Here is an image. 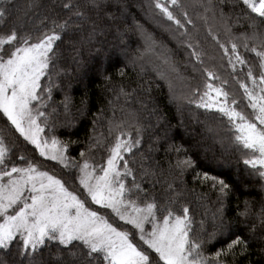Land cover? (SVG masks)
<instances>
[{
  "label": "trees",
  "instance_id": "16d2710c",
  "mask_svg": "<svg viewBox=\"0 0 264 264\" xmlns=\"http://www.w3.org/2000/svg\"><path fill=\"white\" fill-rule=\"evenodd\" d=\"M7 2L11 5L10 18L6 22L0 20V32L16 27L21 34L30 32L34 39L52 28L53 19L60 22L69 14L62 7L68 0ZM73 2L80 5L86 19L76 21L82 24L81 28L63 34L56 46L55 61L42 78L44 87L51 88L47 107L51 130L46 129L42 136L50 139L54 135L62 142H71L67 152L70 165L87 160L99 167L106 163L108 147L120 125L125 133L131 132L132 139L140 140L132 153L125 154V159L136 182L147 192V196L141 193L142 200L155 199L158 205L171 207L177 214L188 207L194 239L208 240L216 231V237L205 245V255L226 249L240 235L247 241V251L242 253L237 248L235 257L229 256L226 264H264V177L243 163L250 153L234 147L226 117L221 119L215 110L189 103L199 100V96H194L196 90L202 94L204 85L213 83L229 93L230 105L235 99L237 110L254 119L239 87L240 82L252 87L247 80V66L237 65L233 72L228 57L212 37L227 43L229 48V42L235 41L248 66L258 65L255 54L243 47L242 34L257 31L264 38V23L258 18L250 19L240 0H179L182 7L177 15L187 11L193 21L179 30L154 8L153 0H100L99 9L92 8L88 0ZM5 3L0 0V5ZM252 23L255 29L248 27ZM185 31L187 35L181 37ZM188 43L203 53V63L191 56L193 49L188 48ZM204 69L219 79L209 80ZM253 71L258 77L259 68ZM179 79L188 87L186 93L176 89L174 81ZM0 139L10 149L9 167H24L31 162L87 199L77 179L78 167L65 168L40 156L2 112ZM20 157L25 159L21 161ZM188 158L193 161L192 167H177L178 161ZM205 172L229 185L225 197L219 198L211 181L202 182ZM132 179L127 177L129 186ZM89 205L97 207L90 201ZM246 210L248 215H242ZM165 214L157 213L161 218ZM214 217L217 225L223 221V228L214 229ZM109 219L121 230L132 231L130 225L125 226L115 217ZM134 241L146 247L138 234ZM36 259L56 264L57 260L67 259V254L49 244ZM0 264L29 261L20 256L19 246L14 243L10 250H0Z\"/></svg>",
  "mask_w": 264,
  "mask_h": 264
},
{
  "label": "snow or ice",
  "instance_id": "6c2138e0",
  "mask_svg": "<svg viewBox=\"0 0 264 264\" xmlns=\"http://www.w3.org/2000/svg\"><path fill=\"white\" fill-rule=\"evenodd\" d=\"M88 3L95 9L101 7L100 0H88ZM240 3L250 19L255 21L258 18L264 23V0H240ZM153 4L167 21L177 26V30L193 24L187 11L177 15V10L182 7L179 0H153ZM10 7L7 0L0 5V20L6 22L10 18ZM62 7L68 16L60 22L53 19L52 28L35 39L30 32L21 34L16 27L0 32V112L20 136L35 146L40 156L57 161L65 168H76L77 165H70L67 155L71 142H62L54 135L50 139L42 136L46 129L51 130L50 114L47 113L51 88L44 87L42 78L48 75L55 61L56 46L63 40V34L72 28H81L82 24L76 21L86 19L79 10L80 5L73 0H68ZM248 27L255 29L256 25L252 23ZM186 35L187 31L181 37ZM242 36L243 47L255 54L258 65L248 66L235 41L229 42V48L216 36L212 38L228 57L233 72L237 65L247 66V80L251 81L252 87L245 82H240L239 87L243 89L254 119L237 110L235 99L230 105L229 93L213 83H206L202 94L196 90L194 96H199V100L193 99L189 103H196L198 108L205 110H215L221 114V119L226 117L234 147L250 153L243 163L264 177V171H260L264 169V38L257 31ZM187 46L193 49L191 56L203 63V53L191 43ZM255 67L259 68L258 77L254 75ZM204 72L209 80L219 79L208 69ZM116 130L118 134L108 147L106 163L96 167L84 160L78 165L77 179L87 199H82L60 179L40 171L31 162L24 167L15 164L9 167L10 149L0 139V250H10L17 243L20 256L27 257L29 264H44L36 257L49 244H55L58 251L67 254V259L57 260L56 264H226L229 256L235 257L237 248L242 253L247 251L246 239L236 235L226 249L207 256L205 245L216 237V231L208 240L194 239L188 207L183 208L182 214H177L171 207L158 205L155 199L142 200L141 193L147 196V192L136 182L129 161L125 159V154L132 153L140 140L132 139L131 132L125 133L120 125ZM96 143L99 146L98 140ZM84 155V152L80 153L81 157ZM192 166L190 158L177 163L182 170ZM129 176L133 177L131 186L126 182ZM201 179L202 182H212L219 198L228 194L229 185L223 179L209 176L207 172ZM89 201L97 207H91ZM159 211L166 214L158 217ZM242 215H248L247 210ZM110 216L125 226L130 225L132 231L121 230L110 221ZM146 224L151 225L150 231H146ZM213 227L223 228V221L217 225L214 217ZM137 234L146 247L134 241Z\"/></svg>",
  "mask_w": 264,
  "mask_h": 264
},
{
  "label": "rangeland",
  "instance_id": "374dc122",
  "mask_svg": "<svg viewBox=\"0 0 264 264\" xmlns=\"http://www.w3.org/2000/svg\"><path fill=\"white\" fill-rule=\"evenodd\" d=\"M174 81V80H173ZM176 84H177V86H176V89L178 90V92L180 91V92H184V93H186L187 92V86H186V84L183 82V81H180V79L179 80H177V81H174ZM46 158V157H45ZM84 162V161H83ZM83 162H81V163H77V162H75V163H77V167H78V165H80V164H82ZM70 163H72V161L70 160ZM63 165V164H62ZM76 165V164H75ZM40 171H44V170H41V169H39ZM49 173V172H48ZM50 174V173H49ZM50 175H52V174H50ZM145 229H146V231H150L151 230V225L150 224H146L145 225Z\"/></svg>",
  "mask_w": 264,
  "mask_h": 264
}]
</instances>
